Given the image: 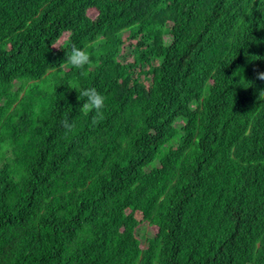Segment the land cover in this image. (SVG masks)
Returning <instances> with one entry per match:
<instances>
[{
	"label": "trees",
	"instance_id": "trees-1",
	"mask_svg": "<svg viewBox=\"0 0 264 264\" xmlns=\"http://www.w3.org/2000/svg\"><path fill=\"white\" fill-rule=\"evenodd\" d=\"M262 75L264 0H0V264H264Z\"/></svg>",
	"mask_w": 264,
	"mask_h": 264
},
{
	"label": "clouds",
	"instance_id": "clouds-1",
	"mask_svg": "<svg viewBox=\"0 0 264 264\" xmlns=\"http://www.w3.org/2000/svg\"><path fill=\"white\" fill-rule=\"evenodd\" d=\"M65 59L67 60V63L73 68L81 69L90 62V55L85 49L81 47H74L65 57ZM261 78H264V75H262ZM79 95H83L85 98L82 104V107L85 111L95 110L99 112L105 106L104 95L98 92L96 89L83 90L81 93H79Z\"/></svg>",
	"mask_w": 264,
	"mask_h": 264
},
{
	"label": "rangeland",
	"instance_id": "rangeland-1",
	"mask_svg": "<svg viewBox=\"0 0 264 264\" xmlns=\"http://www.w3.org/2000/svg\"><path fill=\"white\" fill-rule=\"evenodd\" d=\"M88 13L90 15L95 14V9H90L88 11ZM67 34H64L61 39L55 44L56 48H60L63 44V41L65 40ZM124 43L127 44V39L124 40ZM137 218L141 221L140 225H139V229L136 231V233L129 235L128 239L131 243H139L141 246L144 245V243L146 242V240L148 239V237H150L151 235H153L156 232V227L150 225L149 223H147V221L145 220H141V216L138 214Z\"/></svg>",
	"mask_w": 264,
	"mask_h": 264
}]
</instances>
